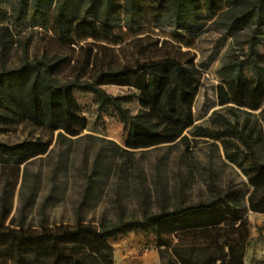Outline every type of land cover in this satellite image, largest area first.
I'll return each mask as SVG.
<instances>
[{"label": "rangeland", "instance_id": "374dc122", "mask_svg": "<svg viewBox=\"0 0 264 264\" xmlns=\"http://www.w3.org/2000/svg\"><path fill=\"white\" fill-rule=\"evenodd\" d=\"M58 2L38 14L29 7L19 11L18 0H0V71L42 60L51 67L47 76L55 82L92 81L101 70L162 57L183 62L193 56L200 72L193 125L216 130L223 128V119L233 123L247 117L241 108L218 105L216 87L231 72L228 65L241 63V76L252 75L249 61L255 54L264 56V21L230 26L229 15L201 8L186 22L176 23L168 14L154 15L151 0H140L133 9H119L107 18L84 16L83 0L64 34L54 22ZM82 17L88 22L80 23ZM250 49L252 58H247ZM101 87L112 95L135 91L111 83ZM77 96L86 127L76 136L58 137L56 131L29 122L0 125L1 142H48L44 153L25 160L20 154L0 155L4 225L37 229L74 224L78 207L82 222L94 225L101 218L114 221L120 213L140 218L162 208L208 202L227 188L245 191L242 204L247 205V177L226 158L220 140L193 136L190 127L183 140L122 153L127 129L116 115L109 109L99 111L90 93ZM124 106L131 114L138 110L135 98ZM3 206L8 209L5 217ZM244 216L242 264H264V213L246 210ZM162 240L159 245L152 231L136 230L108 242L114 264H181L177 253L187 257V236L163 234Z\"/></svg>", "mask_w": 264, "mask_h": 264}, {"label": "trees", "instance_id": "16d2710c", "mask_svg": "<svg viewBox=\"0 0 264 264\" xmlns=\"http://www.w3.org/2000/svg\"><path fill=\"white\" fill-rule=\"evenodd\" d=\"M53 1L30 0L28 5V0H18V10L29 7L41 14V8L49 7ZM81 1L57 3L54 22L61 33L70 31L75 8ZM84 2V16L107 18L119 9H133L140 0ZM149 8L156 16L170 15L176 23L186 22L201 8L210 14L229 15L230 26L264 21V0H151ZM87 22L81 18L80 23ZM246 57L252 58L251 49ZM248 64L251 76H241V63L228 65L231 72L216 87L218 105L241 108L247 117L233 123L223 119V128L216 130L193 125L192 106L200 85L193 56L183 62L162 57L101 70L92 81L55 82L47 76L51 67L42 60L1 70L0 125L29 122L50 133L56 131L58 137L76 136L86 127L77 93H90L99 111L109 109L127 129L122 153L183 140V133L192 127L193 136L221 141L226 158L241 169L251 189L246 206L242 204L245 191L227 188L208 202L162 208L140 218H124L120 213L111 222L101 218L97 225L83 223L79 207L74 224L32 229L10 227L1 220L0 264H114L108 239L136 230L152 231L159 245L164 242L163 234L187 236V257L177 253L181 264H242V242L247 234L244 213H264V56L255 54ZM108 83L135 91L112 95L101 87ZM132 98L138 103L134 114L124 106ZM249 115L254 117L252 121ZM47 147L48 142L40 138L14 144L0 141V155L20 154L25 160L44 153ZM1 213L5 217L8 209L3 206Z\"/></svg>", "mask_w": 264, "mask_h": 264}]
</instances>
